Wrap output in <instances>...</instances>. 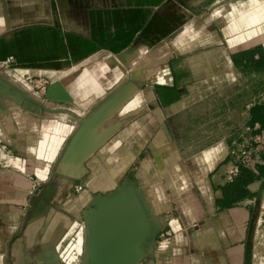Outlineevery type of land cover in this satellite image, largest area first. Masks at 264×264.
Here are the masks:
<instances>
[{
    "label": "crops",
    "instance_id": "obj_1",
    "mask_svg": "<svg viewBox=\"0 0 264 264\" xmlns=\"http://www.w3.org/2000/svg\"><path fill=\"white\" fill-rule=\"evenodd\" d=\"M245 65L264 70V0H0V77L31 97L0 91V264H84L83 212L130 172L157 224L139 264H264V146L233 164L227 140L183 133ZM26 76L47 78L46 93Z\"/></svg>",
    "mask_w": 264,
    "mask_h": 264
},
{
    "label": "water",
    "instance_id": "obj_2",
    "mask_svg": "<svg viewBox=\"0 0 264 264\" xmlns=\"http://www.w3.org/2000/svg\"><path fill=\"white\" fill-rule=\"evenodd\" d=\"M123 87L80 118L70 148L82 141L91 127L114 106ZM0 91L11 96L14 93L20 95L1 77ZM21 96L31 100L29 94ZM53 195V187L47 184L39 196V204L47 205ZM83 221L87 229L84 264H139L157 234V224L148 210L143 192L129 180L109 193L95 194L83 212Z\"/></svg>",
    "mask_w": 264,
    "mask_h": 264
},
{
    "label": "rangeland",
    "instance_id": "obj_3",
    "mask_svg": "<svg viewBox=\"0 0 264 264\" xmlns=\"http://www.w3.org/2000/svg\"><path fill=\"white\" fill-rule=\"evenodd\" d=\"M134 54L139 58L144 59L146 57L143 51ZM129 64L128 62L127 65L129 66ZM131 68L134 73L136 70ZM142 69L141 74L136 79L139 84L148 81L149 73L145 72V68ZM234 73L233 77H228L229 82L226 85L216 91L215 94L199 102L194 108V112L187 115V119L193 122L183 124V133L186 134L187 138L190 136L193 141H191V145L206 146L218 138L225 139L229 142L230 148L241 149L238 152L241 156L257 146H264V127L247 128L250 116L249 109L257 105L264 111V70L254 69L243 73L234 71ZM219 83L220 81L213 85L218 87L221 85ZM205 137L208 140L205 141ZM249 137L252 138L249 140ZM245 140H248V144L245 143ZM241 158L245 159L244 156ZM252 158L248 152L245 160L249 162ZM125 178L134 181L139 176L137 174L134 176V173L130 172ZM259 191L263 206L259 220L264 224V181L261 183ZM245 264L263 263L252 261V254L248 253Z\"/></svg>",
    "mask_w": 264,
    "mask_h": 264
},
{
    "label": "built area",
    "instance_id": "obj_4",
    "mask_svg": "<svg viewBox=\"0 0 264 264\" xmlns=\"http://www.w3.org/2000/svg\"><path fill=\"white\" fill-rule=\"evenodd\" d=\"M8 62H11V59H9ZM8 65H9V63H6V66H8ZM23 81H24L25 87L28 89L29 92H33V93H36V94H39V95L45 94L46 93V90H47V86L49 85V80L47 78H45V77L26 76V77H24V80ZM251 138L252 137H249V140ZM206 140H208V139L206 138L205 141ZM245 143L248 144V140L247 141L245 140ZM198 146L199 147H202L203 145H200L199 144ZM240 150L237 149V148H230V154H231L230 161H231V163L235 164L236 160H239L240 156H239L238 152ZM248 152L245 153V155H243L245 158H247ZM37 185H38V183H36V184L33 185L32 191H35L36 190Z\"/></svg>",
    "mask_w": 264,
    "mask_h": 264
},
{
    "label": "trees",
    "instance_id": "obj_5",
    "mask_svg": "<svg viewBox=\"0 0 264 264\" xmlns=\"http://www.w3.org/2000/svg\"><path fill=\"white\" fill-rule=\"evenodd\" d=\"M254 69H258V70H262L263 68H257L254 66H250V65H245L240 67V70L242 72H247L249 70H254ZM249 119H248V126L250 129L254 128V124L257 123L259 125V128L264 127V111L262 110V108L260 106H252L249 109Z\"/></svg>",
    "mask_w": 264,
    "mask_h": 264
}]
</instances>
